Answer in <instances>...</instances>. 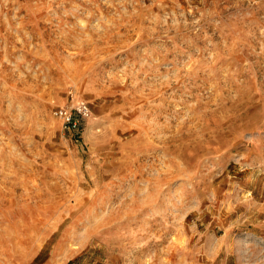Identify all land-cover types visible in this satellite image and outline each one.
Here are the masks:
<instances>
[{
  "label": "rangeland",
  "instance_id": "1",
  "mask_svg": "<svg viewBox=\"0 0 264 264\" xmlns=\"http://www.w3.org/2000/svg\"><path fill=\"white\" fill-rule=\"evenodd\" d=\"M0 264H264V0H0Z\"/></svg>",
  "mask_w": 264,
  "mask_h": 264
},
{
  "label": "built area",
  "instance_id": "2",
  "mask_svg": "<svg viewBox=\"0 0 264 264\" xmlns=\"http://www.w3.org/2000/svg\"><path fill=\"white\" fill-rule=\"evenodd\" d=\"M91 113V107L86 103L74 108L58 107L55 111L56 116L62 119L66 127L72 131L79 129L83 122L90 117Z\"/></svg>",
  "mask_w": 264,
  "mask_h": 264
}]
</instances>
